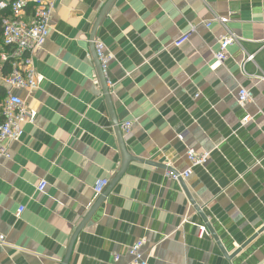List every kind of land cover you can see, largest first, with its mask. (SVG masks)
<instances>
[{"label":"crops","instance_id":"1","mask_svg":"<svg viewBox=\"0 0 264 264\" xmlns=\"http://www.w3.org/2000/svg\"><path fill=\"white\" fill-rule=\"evenodd\" d=\"M43 1L55 6L35 60L43 82L32 96L15 91L37 119L0 161V264H62L103 195L93 185L111 183L123 163L90 50L109 0ZM214 15L228 18L240 39L217 68L225 30ZM96 41L109 59L116 119L133 122L124 136L131 161L69 264H130L139 240L150 264H264V0H115ZM246 55L255 57L242 68ZM3 77L0 69V86ZM240 88L253 95L247 109L238 105ZM188 148L210 152L207 165L187 181L170 180L167 169L189 167Z\"/></svg>","mask_w":264,"mask_h":264},{"label":"built area","instance_id":"2","mask_svg":"<svg viewBox=\"0 0 264 264\" xmlns=\"http://www.w3.org/2000/svg\"><path fill=\"white\" fill-rule=\"evenodd\" d=\"M159 2L160 0H154ZM205 1V0H202ZM55 6L53 3H47L43 0H0V11H7V15L2 19V42L0 45V64L11 61V73L3 77V85L6 88V99L2 105L0 116V161L10 158L11 143L20 142L24 135V126L34 124L37 119V112L30 109L27 102L15 93L16 90L25 91L32 96L43 82V78L37 73L35 60L37 54L42 50L44 44L49 38L52 30V21ZM214 22L221 24L225 30L224 35L219 40V52L215 54V67L221 66L227 60L228 49L239 45L240 39L227 26L228 18H222L214 15ZM209 26V24H207ZM195 31L192 26L187 34L173 42L175 48H180L190 40L191 34ZM96 55L101 63L102 69L106 75L109 59L105 54L104 45L95 41ZM254 55H246L242 68L246 62H252ZM264 82V73L259 77ZM109 84V83H108ZM238 105L247 109L254 103V98L250 90L240 88L237 94ZM252 117L247 116L243 120V125L252 121ZM123 136L132 133L133 122H125L120 125ZM211 153L208 151H197L194 148H188L186 158L189 167L184 172H174L167 169V177L170 180L180 182L187 181L193 173L194 168L205 167L210 159ZM47 182L43 181L38 186L39 192H44L47 188ZM110 180L100 179L93 185V191L96 197L104 194ZM24 212L20 209L18 217ZM5 237L0 236V243H4ZM145 241L139 240L133 244L128 255L131 259L130 264H150V255L144 252ZM120 260L115 256V261Z\"/></svg>","mask_w":264,"mask_h":264},{"label":"water","instance_id":"3","mask_svg":"<svg viewBox=\"0 0 264 264\" xmlns=\"http://www.w3.org/2000/svg\"><path fill=\"white\" fill-rule=\"evenodd\" d=\"M114 1L115 0H109V2L103 7L102 11L100 12V14H99V16L95 22V25H94L93 30H92L91 35H90V50H91L93 60L95 62V66H96L97 73H98L100 83L102 86L103 94L105 96L107 106H108V109L110 112V116H111V120H112V123L114 126L115 134H116V137H117V140L119 143V148H120V151L122 154L123 163H122V166H121V169H120V172L118 173V175L110 183V185L108 186V188L106 189L104 194L99 198V200L96 202V204L93 206V208L90 210V212L87 214V216L83 219L82 223L80 224V226L76 230L75 234L73 235V237L70 241L66 256H65L62 264H69L70 258L72 255V251L74 249V245L78 239L80 232L85 227L86 223L88 222V220L90 219L92 214L96 211L98 206L103 202L104 198L111 192L113 187L119 182V180L126 173V170L128 168V164L131 161V158L126 151L125 140H124V136H123L122 131H121L120 124H119L118 120L116 119V116L114 113V108H113L112 100H111V94H110V90L108 88V81L106 79V75L102 69L101 63H100V61L96 55V51H95V41H96L97 30H98L102 20L106 16L107 12L109 11L110 7L114 3Z\"/></svg>","mask_w":264,"mask_h":264},{"label":"trees","instance_id":"4","mask_svg":"<svg viewBox=\"0 0 264 264\" xmlns=\"http://www.w3.org/2000/svg\"><path fill=\"white\" fill-rule=\"evenodd\" d=\"M5 15H7V11H0V45L2 42V34H3L2 19L4 18ZM0 69L2 72V76H4V77L8 76L11 73V61L3 63L0 66ZM5 99H6V88L4 86H0V113H1L2 105L5 101ZM1 121H2V118L0 116V123H1Z\"/></svg>","mask_w":264,"mask_h":264}]
</instances>
